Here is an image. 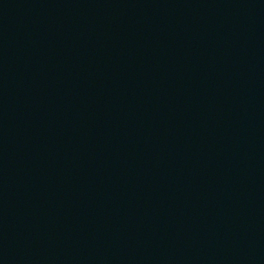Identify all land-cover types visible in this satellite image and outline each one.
<instances>
[{
    "label": "water",
    "instance_id": "1",
    "mask_svg": "<svg viewBox=\"0 0 264 264\" xmlns=\"http://www.w3.org/2000/svg\"><path fill=\"white\" fill-rule=\"evenodd\" d=\"M0 264H264V0H0Z\"/></svg>",
    "mask_w": 264,
    "mask_h": 264
}]
</instances>
